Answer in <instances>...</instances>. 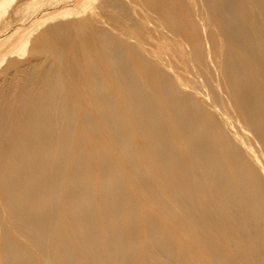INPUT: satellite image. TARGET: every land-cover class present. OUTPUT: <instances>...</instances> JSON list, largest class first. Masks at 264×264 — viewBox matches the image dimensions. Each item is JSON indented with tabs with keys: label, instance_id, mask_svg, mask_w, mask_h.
<instances>
[{
	"label": "bare ground",
	"instance_id": "6f19581e",
	"mask_svg": "<svg viewBox=\"0 0 264 264\" xmlns=\"http://www.w3.org/2000/svg\"><path fill=\"white\" fill-rule=\"evenodd\" d=\"M93 3L0 44V264H264V0Z\"/></svg>",
	"mask_w": 264,
	"mask_h": 264
},
{
	"label": "rangeland",
	"instance_id": "374dc122",
	"mask_svg": "<svg viewBox=\"0 0 264 264\" xmlns=\"http://www.w3.org/2000/svg\"><path fill=\"white\" fill-rule=\"evenodd\" d=\"M101 1L102 0H93V4L96 6L100 4ZM83 2L84 0H14L11 1L8 6V3H6L5 0V6L7 5L8 7L6 6L7 8H5V11L0 13V44H7L5 50L9 49L11 45L20 43L24 40V36H22L23 31L28 32L31 28H35L39 22L46 18L55 16L59 13L78 9ZM52 23H54V20L36 30L32 38L34 39L40 35L44 29ZM16 30L20 31V34L15 35L10 40L9 36H12ZM32 38L31 40H33ZM8 39L10 41H8Z\"/></svg>",
	"mask_w": 264,
	"mask_h": 264
}]
</instances>
